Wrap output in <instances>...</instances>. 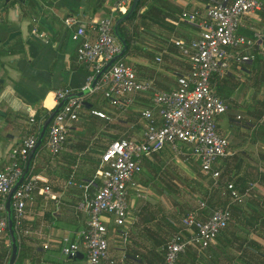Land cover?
Instances as JSON below:
<instances>
[{
	"label": "crops",
	"instance_id": "1",
	"mask_svg": "<svg viewBox=\"0 0 264 264\" xmlns=\"http://www.w3.org/2000/svg\"><path fill=\"white\" fill-rule=\"evenodd\" d=\"M207 1L157 3L158 16L169 24L148 22L139 28L129 56L138 79L151 81L154 90L176 87L177 75L190 70V64L175 41L189 43L198 36L195 25L177 21L178 13L185 5L188 10H203ZM261 1L262 9L256 15L242 19L240 34L253 37L264 32V0ZM109 14L110 4L104 0H0V110L4 113L0 115V168L24 136L36 131L39 134L52 105L53 91L69 88L78 92L85 84V65L76 59L77 42L71 33L83 26L92 35L93 22ZM68 17L74 19V24L65 23ZM33 28L43 38L34 35ZM252 53V60L232 64L222 80L214 84L227 105L217 128L227 136L233 153L219 162L222 186L233 183L241 201L221 197L222 204L231 202L227 226L206 249L190 246L177 264H264V41ZM97 92L84 97L87 106L83 105L79 120L70 125L58 155L49 153L46 134L44 144L34 153L29 174L35 172L33 176L40 178L41 186H49V193L36 191L27 203L24 232L17 234L14 264H84V258H70L61 250L63 237L75 241L86 227L87 213L78 208L85 191L78 184L90 182L88 193L93 194L99 183L95 171L101 153L113 140L140 137L144 125L140 112L150 106L152 96V92L136 93L126 106L120 107L110 104L101 91L96 96ZM232 108L234 113L228 112ZM92 110L108 118L95 116ZM32 115L34 122H30ZM92 152L100 153L98 166L89 156ZM141 166L128 183L127 241L123 244L118 229L109 227V252L113 258L125 254L128 261L136 264H163L162 245L169 236L168 229L174 227L175 215L163 208L167 207L168 197L185 191L183 183L190 184L191 189L186 191L192 195L195 185L205 197L211 196V180L201 172L193 147L188 150L180 144L177 149L167 144L143 156ZM93 179L98 181L94 187ZM69 180L75 185H68ZM195 197L201 199L197 193ZM9 243L8 237L0 239V264H4L1 254Z\"/></svg>",
	"mask_w": 264,
	"mask_h": 264
},
{
	"label": "built area",
	"instance_id": "2",
	"mask_svg": "<svg viewBox=\"0 0 264 264\" xmlns=\"http://www.w3.org/2000/svg\"><path fill=\"white\" fill-rule=\"evenodd\" d=\"M104 1L110 4V14L93 22L92 35L83 26H77L71 33V38L77 42V61L92 71L80 91H101L110 104L120 107L126 106L130 102L129 97L136 93L152 92L151 104L140 112L144 125L139 138L113 140L101 153L100 164L95 171L99 183L95 185L93 194L88 193L90 182L78 184L85 191L78 208L87 213L86 227L75 241L63 237L61 250L66 256L82 250L85 253L84 264H136L128 261L125 254L113 258L108 246V232L112 226L118 229L123 244L127 241L128 183L141 171L143 156L156 153L167 144L177 149L180 143H185L193 147L201 172L211 180L210 188L217 186L222 174L219 162L233 153L229 149L227 136L217 128V118L226 112L227 105L216 93L212 80L215 76L223 77L232 64L254 58L252 49L264 41V32L247 37L240 34L238 29L245 16L256 15L262 9V1L208 0L203 10H188L185 5L179 21L195 25L198 36L189 43L175 41L187 57L190 70L177 75V85L169 91L154 90L151 81L138 79L133 67L122 58L112 62L94 87H89L102 66L121 52L122 46L114 35L113 26L117 17L124 15L132 2ZM65 23L70 26L74 24V19L68 17ZM31 32L43 38L36 28ZM73 93L69 88L53 91L52 105L47 115L61 100ZM83 105V98L71 97L52 118L45 138L46 147L53 157L63 150L68 129L79 120ZM91 113L108 118L97 110ZM34 121V115L30 116V122ZM37 138L38 131L24 136L9 151L7 162L0 168V239L7 238V194L21 175ZM67 184L75 185L72 180ZM36 191L49 193V186H41L40 178L31 176L25 178L12 195V218L17 234L24 232L26 206ZM221 195L231 202L241 201L240 193L231 182L222 186ZM50 196L55 198V195ZM208 197L198 200L196 207L181 217L177 230L164 242L163 264H177L180 255L190 246L206 249L227 226L231 218V202L210 207Z\"/></svg>",
	"mask_w": 264,
	"mask_h": 264
},
{
	"label": "water",
	"instance_id": "3",
	"mask_svg": "<svg viewBox=\"0 0 264 264\" xmlns=\"http://www.w3.org/2000/svg\"><path fill=\"white\" fill-rule=\"evenodd\" d=\"M139 0H132L131 5L128 9V11L124 14L121 15L119 17H117L114 26H113V31H114V35L116 36V38L118 39V41L120 42L121 46H122V50L119 54L115 55L112 59H110L109 61H107L102 68L94 75L89 87L92 89L94 87V85L96 84L97 80L99 79V77L109 68V66L112 64V62H114L115 60H117L118 58H122L124 52L127 49V43L124 40V38L122 36H120L118 28L119 25L124 22L125 20H127L135 11L137 5H138ZM89 93V90H85V91H78L75 92L73 94H71L70 96L65 97L63 100H61L56 107L51 110L48 115L44 118V120L42 121V124L40 126L39 129V134H38V138L36 141L35 146L31 149V151L28 154V157L26 159L25 165L23 167L22 173L21 175L18 177V179L16 180V182L14 183V185L12 186V188L10 189L9 193L7 194L6 197V202H5V211H6V216H7V233L9 236V242H10V254L9 257L7 259V262L5 264H14L18 255V241H17V233L14 229V225H13V218H12V209H11V201H12V195L14 193V191L17 189V187L19 186V184L28 176L29 171H30V164L32 161V158L34 156V153L36 152V150L38 149V147L42 144V141L45 137L47 128L52 120V118L54 117V115L56 114V112L59 110V108L61 107V105L69 98L71 97H77V98H83V104L85 106H87V102L84 100V97ZM0 115H4V113L0 110ZM70 258L73 259H78L81 260L83 258H85V253L82 251H75L74 253H72L71 255H69Z\"/></svg>",
	"mask_w": 264,
	"mask_h": 264
},
{
	"label": "trees",
	"instance_id": "4",
	"mask_svg": "<svg viewBox=\"0 0 264 264\" xmlns=\"http://www.w3.org/2000/svg\"><path fill=\"white\" fill-rule=\"evenodd\" d=\"M159 1H162V0H139L138 5H137L134 13L127 20H125L124 22H122L119 25V28H118L119 34H120V36H122L124 38V40L127 43V49L124 52L122 59L125 55H127V56L131 55V51L135 47L136 37L139 36V31H140L139 28L141 26H145L148 22L157 23V24H160V23L169 24L164 20V18L159 17L157 14L156 9H158L157 3ZM149 2H151V3H150V5L147 6V4ZM143 7H145V9L143 11H140ZM181 13H182V9H180V11L178 13L177 21L181 15ZM83 68L85 69V77L86 78L88 76L92 75V71L90 69H88V67H86V65ZM217 80H222V79L218 76H215V78L212 80V84L214 85ZM215 86H216V84H215ZM216 90L217 89L215 87V91ZM95 92H93V93H95ZM216 93H217V91H216ZM44 141H45V139H43L42 145L44 144ZM34 173L35 172L30 173L26 177V179L33 176ZM93 180L94 181H93L92 187H94V184H96L98 182L97 179H93ZM222 182H223V173L221 174L220 181L217 184V186L211 187L212 188V190H211L212 192L210 194L211 196H209L208 197L209 199L207 200V204L210 207L211 206L216 207V206H219L222 204L221 188H222V185L224 184ZM210 184H211V182H210ZM7 237L9 239L8 233H7ZM9 254H10V243H9V246L7 247V249L5 251H3V253L1 254V259L4 261V264L7 262Z\"/></svg>",
	"mask_w": 264,
	"mask_h": 264
},
{
	"label": "rangeland",
	"instance_id": "5",
	"mask_svg": "<svg viewBox=\"0 0 264 264\" xmlns=\"http://www.w3.org/2000/svg\"><path fill=\"white\" fill-rule=\"evenodd\" d=\"M129 56L130 55H128V56L125 55L122 60L125 63L132 65L133 59L131 57H129ZM161 66H162V64H161ZM95 95L96 96H100V92L98 91ZM233 110H234V108L230 109L228 112L234 113ZM224 115H225V113L221 114L217 118V121H218V119L220 121L221 117H223ZM223 122H224V120H223ZM180 145L187 147L188 150H191V146L188 145V144L180 143ZM99 154H100L99 152H92V155H89L90 157H92V161H93V164L95 166H98V164H99ZM186 181H187V179L184 182H186ZM189 186H190V184H189ZM189 186H187L185 183H183V187H184L185 191L184 190L183 191L179 190V191L173 192L171 194V198L168 197V199H167L168 200L166 202L167 203V207H163L168 213L175 214L174 217H173V220H174V224L173 225H174V227H171V228L168 229L169 236L166 239H168L173 234L175 229L178 227L179 218L181 217V215L185 214L186 211H188L190 209H193L194 206L196 205V203L198 202L197 198L195 197L196 193H197V195L199 197H201V199L205 197V195L202 194L201 191L199 190V188H196L195 185L192 186V190L195 191L194 195H192L189 191H186V189L190 188Z\"/></svg>",
	"mask_w": 264,
	"mask_h": 264
}]
</instances>
